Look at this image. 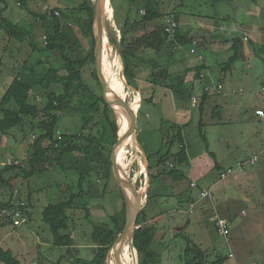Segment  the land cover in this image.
<instances>
[{
  "label": "rangeland",
  "instance_id": "rangeland-1",
  "mask_svg": "<svg viewBox=\"0 0 264 264\" xmlns=\"http://www.w3.org/2000/svg\"><path fill=\"white\" fill-rule=\"evenodd\" d=\"M91 1L27 0L24 6H21L18 0L0 1V100L9 86L19 78L29 82L33 88L30 103L42 108L46 91L39 84L45 72V69L37 64L40 56L44 59L49 57V61L46 62L50 63L53 69L61 70V74H66L58 49L53 52L43 50L47 38L53 33L50 14L56 15L60 20L62 18L73 20L63 26L61 22L60 25L63 35L61 42L67 45V59H71L76 64L87 59V63L82 68L83 88L86 90V83L88 89L96 95L102 94L106 97L96 66V43L90 31L87 11L84 9L85 5H91ZM109 1L113 8L112 0ZM114 2L119 7L122 17L129 16L130 22L137 24V29L131 35L138 37L149 35L164 23L166 17L178 14V19L175 15L172 16L176 21H180L176 22V27L173 28L174 35L184 36L186 40L191 36L204 37L206 47L203 54L208 60V74L212 76L209 81L213 80L210 85L213 91L208 95L211 99L206 102L203 119L204 133L210 152L215 154V157L212 158L209 153H204L191 159L189 164L192 167L189 172L187 170V180L199 183L201 186L211 183L215 185L214 206L208 201L200 203L196 201L198 204L190 213L191 203L171 196V191H168L165 185L162 189V186L157 188L154 184L150 191L151 200L145 213L147 220H150L151 217L163 212V217L158 215L157 221L153 223L157 237L152 248L159 254L158 261L160 264H185L187 260L184 252L188 241L192 240L212 257L219 255L228 257L231 250L237 264L254 262L264 264V120L256 116L257 110L264 111V0L220 2L217 0H153L155 9L164 16L163 19H156L147 25L141 21L144 9L141 8L139 13L136 10L128 13L125 0H114ZM56 7L59 10H56ZM47 13L50 17L45 18ZM118 17L120 19V16ZM106 24L104 28L114 48L115 32L122 35L123 23L120 21L121 25L118 24L114 18V26ZM234 31L237 32L234 33ZM236 37L242 39L246 37V40L242 42V57L237 59L232 70L224 72L225 64L233 55L232 42L227 41ZM196 42L203 43L201 38ZM220 45L221 49L218 48ZM187 50L188 48L179 49L175 56L176 62L173 64L171 45L166 44L157 52L136 50L132 58L135 65L132 66L134 74L131 83L138 88L139 93H136V96L135 91L126 85L129 93L128 100L135 97L134 103L138 102L140 108V101L144 94L143 87L146 82L151 83L153 78L151 70L155 67L153 80L157 79L151 85H160L159 78L164 72L165 74L162 75L169 76L171 85L178 82L176 80L178 76H184L186 80H189L188 82L194 81L199 86L200 80H195V71L187 73V70L197 64H192L193 60L200 61L204 59V56L191 60L184 59ZM140 51H142L141 54ZM91 52L94 54V65L89 58ZM114 54H116L115 48ZM79 68V66L76 67V69ZM219 85L223 86L220 93L217 92ZM52 89L57 92L61 90L56 86ZM157 90L160 93L165 91L172 96L171 92L164 89ZM176 95H174L175 101L172 98V117L176 118L177 109L181 108L180 117L189 123L183 136H186V140L195 150L205 148L198 124V98L196 103H192L188 97ZM170 102L168 100V104ZM77 103L76 98L74 104ZM217 106L222 110L219 118L213 116V110ZM139 108L136 115L137 126L140 129L142 121ZM158 108L163 110L164 107L160 105ZM85 109L82 107L80 113L86 111ZM80 123V115L68 112L62 120V129L77 132L81 126ZM27 127L28 129L25 128V130L28 133L16 130L8 138L0 136V202L8 201L11 195L15 197L18 191L17 199H24L31 205V219L28 224L0 228V247L11 250L21 264H72L77 258L91 260L95 251L94 247H89L87 244L93 225L108 224L110 217L123 209L125 201V195L112 168V159L110 166L112 178L109 179L105 160L102 162L103 168L98 177L94 171L96 164H90L81 153H77L81 168L89 173L84 189L91 194L83 199H77L74 208L69 211L75 246L56 248L52 244L50 228L43 220V212L48 205L66 201L71 193L77 192L76 184L79 175L73 169L65 172L53 170L27 180L22 178L14 180L15 171L3 172L8 165L17 161L26 163L28 160L31 152L29 140L32 133L29 125ZM97 130L98 128L95 132ZM155 143L156 151H150V154H153V162H156L159 157L158 141ZM122 144L123 138L120 134L112 146L111 157L113 151L116 159ZM177 150L178 145L174 144L172 152L175 153ZM254 156L259 157V162L255 166L249 167L243 173L236 171L225 180L220 179V172L230 167L236 169L238 164ZM65 163L67 167L70 166L68 158ZM137 172L138 166L134 164L130 173L131 178H134ZM9 179H13L10 186L2 183V180ZM148 181V173L144 170V174L139 176L137 183L133 186L140 193L142 189H145ZM159 182L161 181L157 183ZM13 184L15 188L12 187ZM192 191L196 199L198 190L192 188ZM182 193L185 194V192ZM216 213L231 222L230 247L216 232ZM240 256H243V262ZM108 257V264H111V257ZM127 263L123 257L120 263L116 262V264ZM0 264L3 263L0 262ZM226 264L236 263L228 259Z\"/></svg>",
  "mask_w": 264,
  "mask_h": 264
},
{
  "label": "trees",
  "instance_id": "trees-1",
  "mask_svg": "<svg viewBox=\"0 0 264 264\" xmlns=\"http://www.w3.org/2000/svg\"><path fill=\"white\" fill-rule=\"evenodd\" d=\"M3 1V0H0ZM21 6L26 5L27 0H18ZM93 1V0H92ZM91 5H85L84 9L87 11L89 18V27L92 35H94V9L93 2ZM128 8L127 12L134 10L137 13L140 9L145 14L142 15L141 21L144 25L152 22L156 19H163L162 13L158 12L152 1L153 0H125ZM218 2L224 0H217ZM113 9L115 11L114 18L118 24L120 21L123 23L122 27V38L121 48L124 57L125 73L129 80L132 82V66L135 65L132 60L136 50H151L156 51L163 48L166 44L172 46V58L174 59L179 49L188 48L184 54V58L191 60L193 58L203 57L201 55L202 44H194L198 38L188 37L186 40L184 36L174 35L172 28V19L175 14L164 19V23L160 24L149 35L138 37L133 36L131 33L137 29V24L130 22L129 16L122 17L120 14L119 7L112 0ZM83 8V7H82ZM81 8V10H82ZM49 13V12H48ZM45 18L50 17L49 15ZM51 13V12H50ZM52 17V34L47 38L44 44V49L47 52H53L58 49L60 56L63 59V67L66 74H61V70L53 69L51 64L46 62L49 61V57L44 59L40 56L38 59L39 66L41 65L45 72L39 82L40 87L46 91L44 95V102L42 108L30 103V98L33 94V88L29 82L20 80L19 78L12 83L5 94L0 100V136L8 138L13 135L16 130H20L24 133H28L25 128L30 127L32 137L30 138L31 152L26 163H19L18 161L14 164L8 165L4 168L3 172L15 171V177L27 180L36 175H42L53 170H60L65 172L69 169H73L79 175L77 185V192L70 194L68 200L50 204L45 207L43 212V220L49 226L52 233V244L56 248H72L75 246V238L71 232L70 221L71 217L69 211L74 208V203L77 199H83L85 196L90 195L89 191L84 189L85 182L88 177V171L86 172L80 166V159L77 157V153H81L90 164H96L94 170L98 175L101 174L103 168L102 162L105 160L107 168V178L111 179L112 174L110 171L111 166V149L115 144V140L118 134V125L115 118L114 110L105 102L104 98L100 94H95L91 89L89 90L88 85L85 83L86 90L83 88V66L87 63V59H84L82 63L76 64L67 59V45L62 43L61 33V20L54 14H50ZM128 15V14H127ZM178 15V14H177ZM176 19H178V16ZM1 16V11H0ZM120 16V19L119 17ZM38 17V15H36ZM169 20V22H168ZM179 23V20H175V23ZM41 24V23H40ZM121 25V24H120ZM95 41V38L93 37ZM232 42L233 55L229 61L225 64L223 69L224 72L232 70L234 63L238 58L242 57V42L243 39L236 37L230 41ZM189 44V45H187ZM174 49V50H173ZM44 60H43V59ZM91 64L94 65V54L91 52L89 55ZM172 59V60H173ZM196 66L187 70L195 71V80H201V75L206 69L204 59L198 61ZM79 66V69L76 67ZM155 68H152L153 78ZM161 73L159 83L163 87L173 90L178 95L186 96L190 100L194 96V90L190 91L184 87L186 78L177 77L178 81L176 84L171 85L169 76L162 75ZM118 75V71H117ZM151 78V83L155 82ZM97 80L98 77H97ZM153 80V81H152ZM119 81V79H118ZM53 86L59 87V92L53 90ZM128 87H130L128 85ZM209 92L205 90L199 98V131L202 140L205 144V148L210 155L215 157V154L210 152V146L204 133V113L206 102L208 101ZM105 96V95H104ZM78 99V103L74 104V99ZM144 103V100H142ZM82 107H85L86 111H82ZM142 108V106H141ZM141 108L139 112H141ZM221 107L217 106L213 110V116L219 118L221 113ZM74 112L80 115L81 126L77 132L63 131L62 120L65 117V113ZM95 132V129H97ZM100 131V133H99ZM161 135L165 140L164 146L166 151L157 159L156 162L152 161L153 154L151 153V167L153 171V180L156 184L164 175H170L174 180H184L185 174L178 167L189 164V157L184 142V136L182 134V127L176 126L170 129L161 131ZM28 136V135H27ZM174 144L178 145V151L172 152ZM155 152V150H153ZM155 154V153H154ZM69 159L70 166L67 167L65 161ZM172 160L174 168L166 167L165 163ZM164 164V165H163ZM113 168V166H112ZM161 169V170H159ZM13 179L2 180V183L10 186ZM15 185L13 184L12 187ZM15 188V187H14ZM91 190V189H89ZM15 197L11 195L10 199L5 202H0V213L4 209H13L12 204L16 202ZM151 200L149 193L148 202L141 212L138 226L134 234V245L140 258L150 264H160L157 254L153 250V245L156 242V232L153 226L147 225L146 220V207ZM28 203V201H26ZM30 203L22 211L28 216L30 221ZM90 213V211H89ZM91 214V213H90ZM126 217V204L124 201L123 209L118 211L115 215L110 217L109 223L106 225H93L90 239L88 240V246L94 247L95 254L91 260L77 258L72 264H108V255L113 245L118 240L120 234L115 238L116 233L120 230ZM28 221V222H29ZM12 219L10 217H0V228L12 226ZM28 224V223H27ZM115 238V239H114ZM131 248L133 255L136 251ZM186 258L185 264H226L228 257H221L206 254L201 246L196 245L189 240L184 252ZM125 262H127L126 255L122 256ZM119 258L118 263H120ZM0 262L3 264H21V262L14 256L11 250H5L0 247Z\"/></svg>",
  "mask_w": 264,
  "mask_h": 264
},
{
  "label": "crops",
  "instance_id": "crops-1",
  "mask_svg": "<svg viewBox=\"0 0 264 264\" xmlns=\"http://www.w3.org/2000/svg\"><path fill=\"white\" fill-rule=\"evenodd\" d=\"M56 10H59V9L56 7ZM70 21H73V20L68 19V18H65V19L62 18L61 19V22H62L61 26L65 25V23H68ZM63 29H65V27ZM235 32H237V31H234V33ZM191 37H193V36H191ZM195 38H198V37H195ZM200 38L202 39L203 43H205L204 42L205 41L204 37H200ZM200 38H198V39H200ZM230 40H232V39H230ZM243 40H246V37H243ZM187 45H189V44H187ZM204 45L205 44H202V50H201V55L202 56H204L203 51H204V49L206 47V45L205 46ZM218 48L221 49L222 48L221 45ZM141 52L142 51H140V54H141ZM175 62H176V59L174 58L172 60V64L175 63ZM195 63L198 64L199 62L197 60L196 61L193 60L192 64H195ZM207 63H208V60L204 56V64L206 65V69L203 71V73L201 75V80H200L199 86L194 81L188 82L189 80H185L184 87L186 89H188L190 91H193V89H195L194 92H193L195 96H193L191 98L192 103H193V98L195 97L196 99L198 98V100H199V97H201V95L203 94V92L205 90H207L209 92V95L212 94L213 90H212L210 85L212 84L213 80L209 81V80L212 79V76L208 74L209 66H208ZM194 66H196V64L193 65V67ZM204 82H206V83H204ZM148 84H150V85H148ZM153 84L151 85L150 82L149 83L146 82L144 87H143L144 94H146V95H145V98H144V94H143V97L141 98V101H140V108L142 106L141 112H140V118H141V121H142V125H140V130L142 131V135L144 137L145 143L148 145V148H149L150 151L151 150H155L156 151V143L155 142L158 141V147H159L158 150H159V155L161 156L166 151V147L164 146L165 140L163 139V136L161 135V131L170 129L172 127L181 126L183 135H185L184 133L188 129V127H189L188 124L189 123H187L186 120H184V119H182L180 117L181 116V113H180V109L181 108L177 109L178 110V112L176 113L177 117L176 118L172 117V105H173V101L176 100L175 99L176 97L174 95H176L177 93H175L173 90L166 89L165 87L162 86V84L158 85V86H155ZM160 88L162 90L164 89V90H166L168 92H171L172 96L168 95V93L165 92V91L160 93V91L157 90V89H160ZM222 88H223V86H222ZM221 89L218 88L217 92L220 93ZM136 90H137V93H139L138 92V88H136ZM158 91H159V94H157ZM147 93H149V94H147ZM172 98H173V101H172ZM209 99H211V98L208 97V101H209ZM142 100H144V103L142 102ZM168 100L171 101L170 104H168ZM160 105H162L164 107L163 110L158 108ZM185 106L186 105H184V107ZM140 108H139V110H140ZM198 114H199V112H198ZM184 142H185V145H186V149H187V153H188V157H189V162L191 161V159H193V158H195L197 156H201V154H204V153L208 154V152H206L207 150H205V148H200V149L197 148V150H195L194 147L190 145L188 140H186V136H184ZM209 155H210V153H209ZM212 158H213V156H212ZM172 162H173L172 160L167 161L165 163L166 164L165 166L168 167V168H171L170 165L173 164ZM191 167H192L191 164H188V165L186 164V165H182V166L178 167L185 174L184 180H174L172 178V176L164 175L161 178V180H159V181H161V182H159V184H161V185L156 183L155 186H157V188H158V186H162V189H163L164 185H165L168 188V191H171V196H173L175 198L182 199V201H188L189 203H191L192 201L196 202L198 200L199 191H198L196 199H195V197H193L194 194H193L192 187H191V184L194 183V182L193 181L189 182L187 180V170L189 172L191 170ZM159 170H161V169H159ZM219 176H220V173H219ZM198 185H200V184L198 183ZM214 186L215 185H213L212 183L211 184H207L206 186H201L200 185L201 188H209V187H214ZM182 192H185L186 195L183 194ZM203 202H205V201H203ZM198 203H200V202H198ZM198 203H196V205ZM158 215H160V216L162 215V217H163V212H161L160 214H157L156 216L151 217L150 220H147V217L145 216L146 220H147V225L153 226V223L155 221H157V219L159 217ZM215 229H216V227H215ZM240 257H241L240 260L243 262V256H240Z\"/></svg>",
  "mask_w": 264,
  "mask_h": 264
},
{
  "label": "bare ground",
  "instance_id": "bare-ground-1",
  "mask_svg": "<svg viewBox=\"0 0 264 264\" xmlns=\"http://www.w3.org/2000/svg\"><path fill=\"white\" fill-rule=\"evenodd\" d=\"M102 11L104 15L105 22L108 24H114V9L110 6L109 0H103ZM102 25L101 33L97 39L96 55H97V66L99 71V79L103 85L108 102L112 103L117 107L118 103V76L116 65L117 62L114 61V48L111 46L108 39V34L104 27L106 24ZM106 40V41H105ZM115 46V45H114ZM123 90L125 93L126 101L128 100L129 93L127 92L126 84L123 85ZM138 98V97H137ZM139 108V103L135 102L132 104L133 111H137ZM125 128L128 131L133 130L129 123L125 124ZM121 136L123 138V144L120 146L119 153L114 158L113 168L115 171V176L120 183L121 189L125 195L126 207L131 208V206L141 197L145 189H142L140 193L134 188V184L137 183L139 176L144 174V163L140 156V151L134 140L129 139L128 134L126 135L123 130L121 131ZM134 164L138 166V172L135 174L134 178H131V169ZM142 179V178H141ZM146 182V181H145ZM132 237L133 229H131L128 239L120 235L116 243L114 244L116 249V255H112L111 264H116L119 258L126 255L127 264H136L133 261L132 248ZM117 244V246H116ZM135 250V248L133 247ZM136 251V250H135ZM137 253V251H136Z\"/></svg>",
  "mask_w": 264,
  "mask_h": 264
},
{
  "label": "water",
  "instance_id": "water-1",
  "mask_svg": "<svg viewBox=\"0 0 264 264\" xmlns=\"http://www.w3.org/2000/svg\"><path fill=\"white\" fill-rule=\"evenodd\" d=\"M102 2L103 0H93L94 38H95L96 47H97V39L101 33L102 25H105L106 23L104 19L103 11H102ZM115 37H116V41H115L114 48H115L116 54H115L114 61L117 62L116 70L118 71V79H119L118 81V84H119L118 103L119 104L117 105V107H115L112 103L108 102L105 96H103L102 94L101 95L104 98L105 102L114 110V113L116 116L117 125H118V134H117L115 142L118 140L122 130L126 135L128 134L129 139L134 140V142L136 143L138 150L140 151L141 158L144 163V170L147 171L148 176H149V181L141 197H139V199L131 206V208L126 207L125 221L123 225L121 226L120 230L115 235V238L117 237L118 234H121L128 239L129 233L131 229H133L132 242L134 245V234H135L136 229L139 228L138 221H139L141 212L144 209L145 204L148 201L149 193L152 190L153 185H154V180H153V171L151 167L150 150L148 148V145L145 143L144 137L142 135V131L137 126L136 111L134 112L132 109V104H134V101L136 98L132 97L131 99L126 101L125 93L123 90V85L126 84V85H129L135 91V95L137 93L136 88L131 83V81L129 80V78L127 77L125 73L124 57H123L122 48H121L122 35L120 36L119 33L116 31ZM96 66H97V55H96ZM97 71H98V66H97ZM97 83H98V80H97ZM127 123L130 124L133 130L128 131L127 128H125V124ZM111 159H112V162L114 163L113 151H112ZM125 204H126V200H125ZM113 243H114V240H113ZM113 243H112V247L109 252V255H108L110 257H112V255L114 254L116 255V249ZM132 258H133V261L136 262V264H150V263L143 261L138 255V252Z\"/></svg>",
  "mask_w": 264,
  "mask_h": 264
},
{
  "label": "built area",
  "instance_id": "built-area-1",
  "mask_svg": "<svg viewBox=\"0 0 264 264\" xmlns=\"http://www.w3.org/2000/svg\"><path fill=\"white\" fill-rule=\"evenodd\" d=\"M142 14H145V12L142 11ZM168 22H169V20H168ZM175 27H176L175 18H173L172 19V28H175ZM196 43L197 42H195L194 44H196ZM218 88L221 89L222 85H219ZM263 91H264V87H263ZM193 100H194L193 103H196L198 101L195 97L193 98ZM256 116L260 120H264V111L261 109L257 110ZM258 162H259V157L254 156L251 159L238 164L236 169L230 167L228 170L220 172V179L225 180L236 171L243 173L249 167L255 166ZM170 167L173 168L174 165L171 164ZM191 187L194 189H197L199 191L197 201H199V202L208 201L212 206H214V195H215L214 188L215 187L201 188L200 185H198V183H192ZM18 195H19V192L16 191L15 198H14L16 200V202H14L12 204L13 209H4L0 213V217H10L13 221L12 225L14 227L26 225L29 221L28 216L22 211V208L27 207L28 203L24 199H21V198L17 199L19 197ZM195 205H196V202L192 201L190 204V213L193 212ZM215 227H216V231H217L218 235L223 237L226 240L228 246L230 247V235L232 233L231 222L228 219H226V218L220 216L218 213H216ZM229 252L230 253H229L228 258H230L231 260H233L237 264L236 257L234 255V253L231 250ZM253 264H257V263H253Z\"/></svg>",
  "mask_w": 264,
  "mask_h": 264
},
{
  "label": "clouds",
  "instance_id": "clouds-1",
  "mask_svg": "<svg viewBox=\"0 0 264 264\" xmlns=\"http://www.w3.org/2000/svg\"><path fill=\"white\" fill-rule=\"evenodd\" d=\"M14 227V226H13Z\"/></svg>",
  "mask_w": 264,
  "mask_h": 264
}]
</instances>
